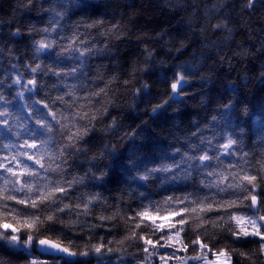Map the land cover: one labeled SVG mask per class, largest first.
<instances>
[{
  "label": "clouds",
  "instance_id": "clouds-1",
  "mask_svg": "<svg viewBox=\"0 0 264 264\" xmlns=\"http://www.w3.org/2000/svg\"><path fill=\"white\" fill-rule=\"evenodd\" d=\"M0 264H264V0H0Z\"/></svg>",
  "mask_w": 264,
  "mask_h": 264
}]
</instances>
